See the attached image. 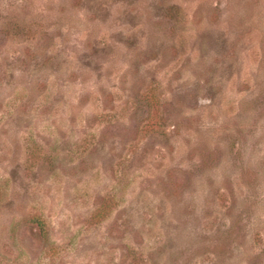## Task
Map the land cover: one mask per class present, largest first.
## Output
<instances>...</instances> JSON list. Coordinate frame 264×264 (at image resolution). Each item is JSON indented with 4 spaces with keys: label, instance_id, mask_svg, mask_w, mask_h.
Returning a JSON list of instances; mask_svg holds the SVG:
<instances>
[{
    "label": "rangeland",
    "instance_id": "obj_1",
    "mask_svg": "<svg viewBox=\"0 0 264 264\" xmlns=\"http://www.w3.org/2000/svg\"><path fill=\"white\" fill-rule=\"evenodd\" d=\"M0 264H264V0H0Z\"/></svg>",
    "mask_w": 264,
    "mask_h": 264
}]
</instances>
